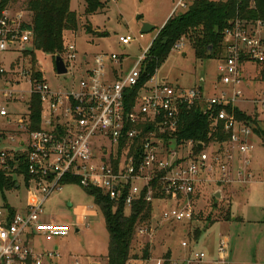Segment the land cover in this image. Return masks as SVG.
<instances>
[{
  "label": "built area",
  "instance_id": "1",
  "mask_svg": "<svg viewBox=\"0 0 264 264\" xmlns=\"http://www.w3.org/2000/svg\"><path fill=\"white\" fill-rule=\"evenodd\" d=\"M190 1L179 0L171 15L179 13V8H182L180 12L187 9ZM27 23L30 18L26 20L20 13H2L0 52L11 49L26 52L28 45L32 47L33 31L24 27ZM132 39L131 35L119 36L122 45ZM181 42L175 44L174 49H182ZM223 44L225 53L217 71L225 89L221 87L212 95L193 88L177 91L168 83L158 81L155 75L138 86L150 45L134 65L122 72L125 58L116 54L95 55L91 67L74 66L79 54L73 43L66 42L62 53L57 55L64 62L67 73L57 76H68V81H62L55 88L40 70H34L42 73L41 79H36L32 77L31 68L19 72L11 68L8 72L0 65V117H7L8 124L9 105L23 103L17 98L19 91L13 88L20 83L13 81L15 75L18 74V80L28 77L31 84L27 101H24L27 112L16 122L19 125L16 135H9V130L0 128V138L6 135V139L16 140L22 146L17 150L0 147V169L14 172L19 162L16 156L24 154L29 176L25 180L22 174L17 175V186L27 194V202L19 207L8 203L0 206V264H57V247L38 250L29 240L37 234L54 237L68 234L69 225L47 219L43 207L49 195L60 190L67 179L77 181L83 188L99 189L114 205L122 202L127 210L141 199L144 188L143 201L153 202L151 183L155 182L163 194L155 201L164 202L158 222H189L194 216V195L201 174L210 172L216 165L226 176L232 155L225 153L223 148L236 146L240 154L250 148L247 137L251 129L225 107H236L242 96L239 89L243 83L242 67L248 63H264V20L233 19L223 31ZM137 86V93L130 95ZM33 94L41 105L40 124L38 129L29 130L28 101ZM196 100L205 101L204 113L215 125L221 123L226 132L231 131L229 140L218 144L216 149L208 147L197 154L192 151V141L179 145L169 141L165 148L160 134L175 132L178 106L192 105ZM258 102L264 113V93ZM147 124L156 129L146 131L142 137ZM139 136L140 143L136 144ZM247 164L245 160L237 170L238 180L243 182L251 176ZM153 231L141 225L135 234L149 236ZM227 242L224 238L219 243L220 257H225ZM187 244V241L181 242L184 248ZM204 259L203 251L192 250L181 264H204ZM154 264H163V261L159 259Z\"/></svg>",
  "mask_w": 264,
  "mask_h": 264
},
{
  "label": "rangeland",
  "instance_id": "2",
  "mask_svg": "<svg viewBox=\"0 0 264 264\" xmlns=\"http://www.w3.org/2000/svg\"><path fill=\"white\" fill-rule=\"evenodd\" d=\"M178 1L102 0L96 12L87 13L84 0H70V9L77 14L78 28L76 31L65 32L64 37L65 42L76 46L79 54L74 66L81 64L83 67H91L95 55L116 54L125 58L122 61V72L126 71L150 45ZM22 4L23 0L12 2L7 14L20 13L28 20L31 14L23 9ZM181 10L179 8L178 12ZM137 15L140 17L137 18ZM142 22L153 24L155 28L140 34ZM125 35H131L133 39L122 45L119 36ZM181 43L182 49H172L157 69L156 79L168 83L177 91L200 87L207 95L218 93L223 87L217 71L221 57L197 59L191 45L183 40ZM27 50L32 51V47L28 45ZM224 53L221 52V55ZM34 54V68L43 73L52 88L62 81H68V76H57L50 54L38 50H34ZM30 64V57L24 52L15 49L0 52V65L8 72L11 68L19 72L23 68H30ZM259 71L258 64L248 63L242 67L243 83L239 86L242 96L236 102V106L253 120L243 122L252 131L247 137L249 150L240 154L236 146H225L224 152L232 155L230 170L223 176L217 166L213 165L210 172L201 174V182L194 195L193 218L189 222L173 224L159 223L156 216L151 218L149 224L150 229H154L153 234L140 237L134 235L131 260L127 264H154L159 259L163 261V256L168 252L170 264H181L192 250L205 253L204 264H264V113L258 102L263 98L264 81L260 80ZM13 81L20 82L14 84L13 88L19 91L17 98L23 103L9 105L7 108L10 124L7 123V117H0V128L9 130V135H16L19 130L16 122L26 115L24 101H27L31 89L28 77L18 80L17 74ZM254 127L258 134L253 131ZM4 136L0 138V147L8 150L22 149L16 140L11 142ZM216 148L217 144L214 145ZM245 160H248L247 170L251 176L243 182L238 180L237 170ZM217 189L221 190L220 198L213 196ZM26 202L27 194L22 188L14 192L2 193L0 190V206L8 203L19 207ZM163 203H155V206L159 205L161 209ZM43 207L47 219L69 225V231L63 237L34 235L29 240L33 248L53 250L58 247L57 264H75L76 261L78 264H105L109 234L104 216L82 186L77 183L63 185L60 190L49 195ZM228 212L231 219H223ZM158 213L156 208L153 214ZM196 230L199 232L196 233ZM224 238L228 240L227 250L225 257H220L218 247ZM183 240L188 242L187 248L181 246ZM147 244L149 260L146 261L143 259V248Z\"/></svg>",
  "mask_w": 264,
  "mask_h": 264
},
{
  "label": "trees",
  "instance_id": "3",
  "mask_svg": "<svg viewBox=\"0 0 264 264\" xmlns=\"http://www.w3.org/2000/svg\"><path fill=\"white\" fill-rule=\"evenodd\" d=\"M15 1L0 0V17L4 11L8 10L9 4ZM84 1L87 13L96 12L102 3V0ZM253 1L254 4H252V0H191L187 9L172 14L161 26L150 44L142 64L143 70L138 86L155 75L157 69L174 49L175 44L182 40L191 45L197 59L222 57L221 52L225 50L223 31L229 26L230 21L235 18L264 20V0ZM22 7L31 14L30 23L25 24L24 27L33 31L32 51L24 53L30 57L32 77L41 79L42 73L34 71V50L50 54L53 59L55 55L61 54L66 43L65 32L76 31L78 28L77 14L70 9V0H23ZM87 31H90L89 27ZM210 45L212 46L211 53L207 55ZM258 65L260 66V80L264 81V63ZM138 86L130 91V95L133 96L137 93ZM198 89L203 91L200 87ZM225 108L228 112H233L241 123L253 121L250 115L245 114L237 106ZM205 109L206 103L201 100L194 101L192 105H179L178 125L175 132L160 134L164 138V147H168L169 141H175L177 145L192 141V151L197 154L208 147L214 148L215 144L228 141L231 131L226 132L221 123L215 125L214 120L204 113ZM28 111V129L36 130L40 124L41 105L35 94L28 101ZM155 129L154 125L147 124L141 136L143 137L146 131H155ZM253 131L258 134L256 127L253 128ZM140 140V136L135 139L136 144L140 143ZM16 158L19 159V162L14 172L0 169V190L2 193L21 189L17 186V175L22 174L25 180L29 179L25 155L18 154ZM10 165H13L12 161H10ZM68 183H77V181L67 179L66 184ZM151 185L154 201H143L146 192V188H144L141 199L134 202L129 210L125 209L122 202L114 205L97 188H84L100 207L109 234L105 264H127L131 260L130 251L136 228L141 225L149 228L150 219L155 216L158 219L161 209L159 205L155 206V200L162 198L163 194L155 182H152ZM156 208L159 210L158 215L153 214ZM223 219H231L230 213L225 214ZM198 232L196 230V233ZM143 259L149 260L148 244L143 248ZM169 261L170 253L168 252L163 256V264H170Z\"/></svg>",
  "mask_w": 264,
  "mask_h": 264
},
{
  "label": "water",
  "instance_id": "4",
  "mask_svg": "<svg viewBox=\"0 0 264 264\" xmlns=\"http://www.w3.org/2000/svg\"><path fill=\"white\" fill-rule=\"evenodd\" d=\"M137 18H139L140 16L137 15L136 16ZM155 28V26L153 24H150L148 22H142L141 26H140V29H139V33L140 34H144V33H148L150 31H152L153 29ZM211 48L212 46L210 45L208 47V51H207V55H210L211 53ZM54 67H55V71L57 74L61 75V74H66L67 73V68L64 64V62L62 61L61 57L56 55L54 57ZM213 196L215 198H220L222 197V193H221V190L220 189H217L213 192ZM70 205V204H68Z\"/></svg>",
  "mask_w": 264,
  "mask_h": 264
},
{
  "label": "crops",
  "instance_id": "5",
  "mask_svg": "<svg viewBox=\"0 0 264 264\" xmlns=\"http://www.w3.org/2000/svg\"><path fill=\"white\" fill-rule=\"evenodd\" d=\"M170 16H171V14H169L168 18H169ZM168 18H167V19H168ZM167 19H166V20H167ZM166 20H165V21H166ZM164 23H165V22H164ZM164 23H163V24H164ZM55 248H56V247H55ZM57 248H58V247H57Z\"/></svg>",
  "mask_w": 264,
  "mask_h": 264
}]
</instances>
